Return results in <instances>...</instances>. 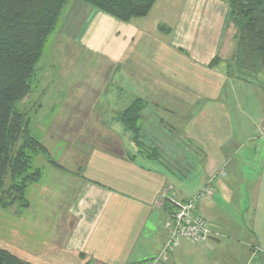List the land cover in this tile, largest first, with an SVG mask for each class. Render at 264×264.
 Instances as JSON below:
<instances>
[{
  "label": "crops",
  "instance_id": "crops-1",
  "mask_svg": "<svg viewBox=\"0 0 264 264\" xmlns=\"http://www.w3.org/2000/svg\"><path fill=\"white\" fill-rule=\"evenodd\" d=\"M234 32L228 0H156L147 15L130 21L68 0L61 42L52 50L81 53L98 65L76 83L61 74L60 105L41 143L49 153V146L65 142L64 160L55 159L65 170L49 165V179L43 171L26 189L28 207L0 209V248L28 264H147L154 254L160 264H178L179 254H191L190 264H209L215 255L210 243H219L230 227L241 237L233 238L241 245L231 250L242 264L251 255L253 264H264V87L227 75ZM216 57L220 62L210 66ZM116 74L129 94L124 103L106 100ZM137 97L158 104L197 153L191 171L131 158L133 144L125 148L116 132L98 142L84 137L86 124L102 127L107 111L118 113ZM221 168L225 175L215 176ZM176 176L186 178L178 191ZM211 177L206 206L218 217V235L189 249L182 240L165 251L170 200L196 194ZM218 196L225 204L214 201ZM244 202L252 204L250 215Z\"/></svg>",
  "mask_w": 264,
  "mask_h": 264
},
{
  "label": "trees",
  "instance_id": "trees-1",
  "mask_svg": "<svg viewBox=\"0 0 264 264\" xmlns=\"http://www.w3.org/2000/svg\"><path fill=\"white\" fill-rule=\"evenodd\" d=\"M67 1L0 0V206L3 208L18 206L17 202L22 203L18 208L29 206L26 189L43 175L42 167L33 163L38 154L45 155L48 165L65 170L39 139L23 136L28 123L13 104L30 90L34 65ZM81 1L119 20L130 21L147 15L156 0ZM228 4L235 32L230 56L225 60L226 73L264 87V0H228ZM159 29L164 30L165 26L159 24ZM218 62L220 59L216 57L209 65ZM134 101L144 100L134 98L116 117L123 129L131 132H135V121L139 118ZM7 175L13 181L6 186ZM168 209L171 212V206ZM0 264L28 263L0 248Z\"/></svg>",
  "mask_w": 264,
  "mask_h": 264
},
{
  "label": "rangeland",
  "instance_id": "rangeland-1",
  "mask_svg": "<svg viewBox=\"0 0 264 264\" xmlns=\"http://www.w3.org/2000/svg\"><path fill=\"white\" fill-rule=\"evenodd\" d=\"M60 21L61 17L54 31L50 34L37 62L34 65V74L31 79L30 90L27 94L22 96L13 104L14 109L21 112L23 114V118H25L26 122L28 123L27 133H25L23 136H33L40 141L43 140L45 133L47 135L48 123L50 124L52 122V119H54L53 117L57 115L54 114V112L59 107L58 105H60L59 103L61 101V95L63 93V83L61 81H63L62 77L64 76H62L61 74H66L65 76H67L69 79H72L73 83H76L79 82L78 78L80 75H89L90 72H92L93 66L98 65L97 61H95L93 57H90L88 59L87 55H83L81 53L75 52V54H73V52H68L67 49H59V51L52 50L54 45H59L61 42L59 36L57 35ZM72 54L75 55L73 59H70V57L66 58V55L70 56ZM85 64L90 66H86L85 72H83L80 69H82L83 65ZM61 65L63 66V68L61 67ZM108 88L110 92L106 96L110 97L106 98L107 101L121 100V103L127 101L126 99L128 98L129 94L126 91V87H119L117 74L114 75L110 80ZM134 105H136V108H138L136 115L139 116V118L135 121V132L124 129L123 132L121 125L114 118H112H116L120 112L114 114L107 111V113L101 118L103 120L102 127L101 125H85V131H83L84 137L86 134L88 136L91 135V139H97L98 142L101 140V138L109 139L110 137H114L113 133L116 132V134H120V136H123L125 148L128 147L129 140L133 144L134 150L130 154L133 155V157H136L139 160L144 158L151 159L153 162H156L163 168L171 171H179L182 173L191 171L192 167L197 165L199 157L193 150V148L189 145V143L183 137H181V134L178 132V130H176L171 121L164 117V112L161 107L156 103L148 102L146 100L142 101V103L134 101ZM18 143H20V140L18 141ZM64 145L65 142L60 140V143H58V147L54 148L49 146L50 156L59 161H62L61 159L64 160V158L61 157L63 155V150L65 147ZM73 149H75V147ZM77 157L80 158V155H78ZM69 158L65 159L66 162L67 160H69ZM66 162L64 161L63 163L66 164ZM33 163L35 166L42 167L43 171H45L44 175L47 173L46 169L47 167H49V165L46 162L44 154H38L34 158ZM190 174H192V172H190L189 175ZM197 174L198 171L194 172L193 177ZM195 178H190L189 180L194 181ZM45 179H49L48 173ZM185 179L182 176H180V179L178 178V176L171 178L175 191L179 190V187L182 185V183L186 184ZM5 181L7 186L8 184H10V182L13 181V179L11 180V178L7 175L5 177ZM207 182H210L212 188V177L208 178ZM38 185L39 184H37L36 186ZM7 188L8 187H6V189ZM210 196L211 194L200 198V200L197 202V207H199L202 215L206 217L207 222L213 224V219H217L218 217L216 216V218L215 215L206 206L209 203L207 199ZM171 201L172 200H170V202ZM214 201L218 203L219 206L225 204V200L220 196H218V198H215ZM247 202L248 201L246 200V203ZM246 203H243V206L248 205V211L245 213V215H250L252 211V204ZM17 204L19 207L22 203L17 202ZM170 206L171 204L168 207ZM0 209L2 210L6 208L0 206ZM217 215L219 216L221 215V213H217ZM168 218L166 219V221L168 220ZM166 221L164 222V227L167 230L165 243L167 242L168 238V229L165 226ZM242 233L243 235L246 234L244 230L242 231ZM225 236L226 237H220L221 241L217 244L210 243L212 247L214 246L215 252L213 254L215 255L213 261L210 260L209 264H242V256L240 254H233V250H231V246H235L237 244L241 245L239 243V240L238 242H235V239L233 238L236 237L237 239H241V237L238 236V233L235 234L233 232V229H231L230 227H227ZM186 242L190 246L188 247V249L195 245L191 241L186 240ZM165 243L164 250L171 252L166 249ZM154 255L155 256H153L150 260L146 261L147 264H160V261H158V256H156V254ZM191 259V254H179L178 264H183V261L190 264ZM254 259L255 258L253 257V255H251V257L246 260V264H253ZM85 264H88V262Z\"/></svg>",
  "mask_w": 264,
  "mask_h": 264
},
{
  "label": "built area",
  "instance_id": "built-area-1",
  "mask_svg": "<svg viewBox=\"0 0 264 264\" xmlns=\"http://www.w3.org/2000/svg\"><path fill=\"white\" fill-rule=\"evenodd\" d=\"M259 133L264 137V123L260 125ZM224 173V169L221 168L216 175L224 176ZM210 194H212L211 184L206 182L196 194L185 200L172 199L170 202L172 209L165 223L168 229V238L165 243L167 250L173 251L181 240L202 243L215 234L214 225L207 222L197 207L200 198Z\"/></svg>",
  "mask_w": 264,
  "mask_h": 264
}]
</instances>
